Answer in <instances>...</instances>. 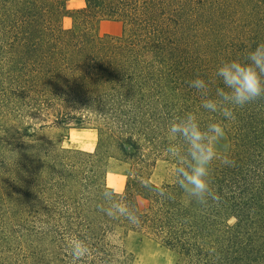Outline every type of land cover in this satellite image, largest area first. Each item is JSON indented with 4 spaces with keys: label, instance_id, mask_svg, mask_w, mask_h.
Here are the masks:
<instances>
[{
    "label": "trees",
    "instance_id": "16d2710c",
    "mask_svg": "<svg viewBox=\"0 0 264 264\" xmlns=\"http://www.w3.org/2000/svg\"><path fill=\"white\" fill-rule=\"evenodd\" d=\"M66 17L74 20L70 28ZM99 21L122 23V35L95 37ZM0 43L6 44L0 47V83L20 88L30 106L55 109L60 121L109 124L81 179L47 170L38 149L0 151V207L5 201L18 211L10 221L25 224L29 204L78 211L39 219L60 234V247L77 239L87 244L80 259L65 256L68 264H110L106 239L117 230L156 241L179 256L178 264H234L233 247L245 252L249 241L255 245L250 233L264 235V99L237 108L231 121L202 107L224 87L218 68L246 63L264 43V0H84L78 10L64 0H0ZM196 78L208 83L206 97L189 86ZM187 113L201 128L220 122L229 131L232 149L218 157L235 165L211 164L219 204L187 206L176 177L162 185L151 181L158 162L176 168L166 149L187 145L182 137L169 142L168 129ZM112 160L130 166L115 198L136 211V224L99 209L106 206ZM70 188L76 189L73 204L65 201ZM157 188L170 196L157 195ZM4 223L0 217V227Z\"/></svg>",
    "mask_w": 264,
    "mask_h": 264
},
{
    "label": "rangeland",
    "instance_id": "374dc122",
    "mask_svg": "<svg viewBox=\"0 0 264 264\" xmlns=\"http://www.w3.org/2000/svg\"><path fill=\"white\" fill-rule=\"evenodd\" d=\"M64 1L70 10L84 7V0ZM73 21L70 17H66L64 26L70 28ZM123 29L122 23L113 21L95 22L92 27L95 37L121 36ZM4 46L6 44L0 43V47ZM199 50L205 51V47L201 46ZM207 52L208 50L205 51L206 55H208ZM33 107L35 106H30L20 92V88L11 86L7 82L0 83V151L6 152L19 145L23 147V150L29 149L36 152L38 149L41 161L49 165L47 170L58 176L74 175L79 179L83 178L84 172L91 168L90 154H94L99 145L102 138L101 130L109 124L104 125L96 121L82 123L60 121L56 117L55 109L43 110ZM168 140L173 143L176 137L169 134ZM215 147L218 156L230 153L232 142L227 127H225L224 138ZM129 170L130 166L126 164L110 161L105 180L107 186L119 188L122 193L126 187ZM174 178V168L166 163L158 162L151 181L156 185H162L173 181ZM73 191L76 189L66 190L65 201L70 204L74 202L73 197H70ZM50 198L59 200L56 196ZM183 202L190 206L196 201L184 192ZM140 204L145 205L142 201ZM29 205L27 212L30 216H23L25 224L8 219L12 215L17 216L18 211L14 206L4 201L0 207V217L5 219L3 227H0V264H68L69 261H66L65 256L73 257L70 245L60 247L57 243L61 237L60 234H57L54 228L46 227L39 219L78 211L52 207L44 209L40 205ZM32 217H36V220L31 219ZM234 224L235 221L232 220L230 226ZM63 236L68 243L70 235ZM250 238L255 241L254 247H251L252 243L249 241L245 252L237 247L232 248L234 264H264V235L256 231L250 233ZM106 240L111 246L108 248L112 255L110 264H178L179 261V256L175 252L141 234L117 230L108 235Z\"/></svg>",
    "mask_w": 264,
    "mask_h": 264
},
{
    "label": "clouds",
    "instance_id": "9594fccd",
    "mask_svg": "<svg viewBox=\"0 0 264 264\" xmlns=\"http://www.w3.org/2000/svg\"><path fill=\"white\" fill-rule=\"evenodd\" d=\"M246 63L239 61L225 62L217 70L216 75L223 81V88L216 89V99H205L202 107L209 112H219L225 119H235L237 108L264 99V43L259 44L246 57ZM191 88L196 89L203 96H207L209 85L205 80L196 78L189 82ZM168 131L173 137H182L186 142V149L180 144H170L166 153L176 162L174 169L176 183L203 207L209 204H219L221 197L212 190L210 180V165L216 159L226 166H234L235 161L227 156L218 157L216 144L225 136V127L220 122L208 123L201 128L196 115L187 113L176 116L170 122ZM148 187V182H144ZM121 189L106 186L103 191L105 205L99 209L108 217H123L130 223L136 224L140 217L130 206L115 197ZM157 195L170 196L163 188H157ZM71 253L74 260H78L88 252L87 244L83 240L71 243Z\"/></svg>",
    "mask_w": 264,
    "mask_h": 264
}]
</instances>
